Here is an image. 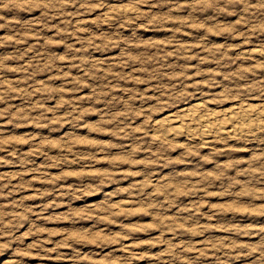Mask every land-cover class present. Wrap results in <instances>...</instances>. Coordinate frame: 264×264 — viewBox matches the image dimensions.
Listing matches in <instances>:
<instances>
[{"label": "clouds", "instance_id": "9594fccd", "mask_svg": "<svg viewBox=\"0 0 264 264\" xmlns=\"http://www.w3.org/2000/svg\"><path fill=\"white\" fill-rule=\"evenodd\" d=\"M0 49V264H264V0H0Z\"/></svg>", "mask_w": 264, "mask_h": 264}, {"label": "rangeland", "instance_id": "374dc122", "mask_svg": "<svg viewBox=\"0 0 264 264\" xmlns=\"http://www.w3.org/2000/svg\"><path fill=\"white\" fill-rule=\"evenodd\" d=\"M156 37H163V36H166V35H170L169 33H155L154 34ZM212 39H222V38H212ZM0 51H4L2 49H0ZM90 119H95L94 117L93 118H90ZM20 131H35V129H27V130H20ZM55 139H58V137H53ZM101 138H105V137H101ZM0 155H2V153H0ZM40 161H37V163H39ZM0 171H15V169H0ZM70 183H73L72 181H70ZM37 187H43L42 185H36ZM115 187V186H113ZM109 191H111V189H108ZM27 194H31V193H27ZM102 197L101 196H94V197H91V198H86L84 201H77L76 202V205L75 206H78L80 207L82 210L84 209V204L85 203H97L99 202V200L101 199ZM214 203H224V201H220V200H214L213 201ZM30 203H32L33 205H35L36 203H39V201H31ZM58 211H63V209L61 210H58ZM256 218H253V220H255ZM259 222H264V218H262ZM49 227H57V228H62V227H68L69 225L68 224H52V225H48ZM87 226V225H85ZM142 250H146V249H142ZM84 254L85 255H89L92 257L93 260H102L104 259L105 257H107L109 255V252H101L95 248H85L83 250ZM111 254L113 256L115 255H118L119 253L116 252L115 250H112ZM32 264H37L36 261H33ZM45 264H47V262H45ZM142 264H148L147 261L145 262H142Z\"/></svg>", "mask_w": 264, "mask_h": 264}]
</instances>
